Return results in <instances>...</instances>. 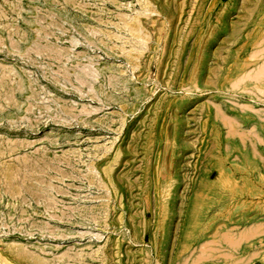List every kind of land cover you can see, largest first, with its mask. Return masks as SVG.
<instances>
[{
    "label": "rangeland",
    "instance_id": "374dc122",
    "mask_svg": "<svg viewBox=\"0 0 264 264\" xmlns=\"http://www.w3.org/2000/svg\"><path fill=\"white\" fill-rule=\"evenodd\" d=\"M263 37L264 0H0V264H264Z\"/></svg>",
    "mask_w": 264,
    "mask_h": 264
},
{
    "label": "bare ground",
    "instance_id": "6f19581e",
    "mask_svg": "<svg viewBox=\"0 0 264 264\" xmlns=\"http://www.w3.org/2000/svg\"><path fill=\"white\" fill-rule=\"evenodd\" d=\"M263 38H264V37H263ZM263 38H262V39H263ZM262 39H261V40H262ZM260 42H261V41H260ZM258 45H259V43H258ZM260 50H261V49H260ZM262 50H263V49H262ZM261 52H262V51H261ZM258 53H260V52H258ZM260 55H261V54H260ZM259 68H260V67H259ZM259 68H258V69H259ZM263 68H264V67H263ZM255 71H257V69H256ZM262 73H264V72L262 71ZM253 74H254V73H253ZM247 75H248V74H247ZM255 75H256V74H255ZM258 75H259V73H258ZM244 76H245V75H244ZM249 76L251 77V75H249ZM249 76H248V77H249ZM259 76H262V75H259ZM259 76H254V75H252V78H251V79H253V77H256V78L258 77V78H260ZM240 77H241V76H240ZM245 78H247V76H246ZM263 78H264V76H263ZM249 79H250V78H249ZM257 80H258V79H257ZM240 81H243V78H241ZM255 81H256V79H255ZM185 92H186V91H185ZM217 111L219 112V109H217ZM219 113H220V112H219ZM221 117H222V116H221ZM225 118L228 119V121L231 119V118L229 119V118H227V117H225ZM226 121H227V120H226ZM223 123L225 124L224 121H223ZM228 124L231 126L230 122H228L227 125H228ZM229 125H228V127H229ZM229 128H230V127H229ZM230 131H232V130H230ZM238 133H239V132H238ZM239 134H240V133H239ZM251 134H252V133H251ZM254 134H255V133H253V135H254ZM226 135H227V134H226ZM240 135H242V134H240ZM238 136H239V135H238ZM255 136H256V135H255ZM259 140H260V139H259ZM259 140H258V141H259ZM260 142H261V141H260ZM253 151H254V150H253ZM259 225L262 226L261 224H259ZM259 225H256V227L259 226ZM260 226H259V227H260ZM256 227H255V226H254V227H249L248 229L244 230L243 232H240V231H239V232H240V236H241V238H243V237H242V236H243V233H244V235H245L246 233H248V232H249V234H251V233H252V232H251L252 230H253V233H254V232H255L254 230H256L257 228H259V227H257V228H256ZM230 228H231V227H230ZM245 232H246V233H245ZM250 232H251V233H250ZM224 234H225V233H224ZM232 234H233V233H232ZM258 234H259V233H258ZM247 235H248V234H247ZM253 235H254V234H253ZM224 236H225V235H224ZM226 236H227V235H226ZM247 237H248V236H247ZM241 238H240V239H241ZM244 238H245V237H244ZM244 238H243V239H244ZM238 239H239V236H238ZM245 239H246V238H245ZM226 240H227V239H226ZM231 240H233V239H231ZM241 240H242V239H241ZM241 240H240V241H241ZM246 240H247V239H246ZM210 241H211V240H210ZM210 241H209V242H210ZM229 241H230V240H229ZM233 241H235V240H233ZM236 241L238 242L239 240H236ZM236 241H235V242H236ZM240 241H239V242H240ZM230 242H231V241H230ZM235 242H234V243H235ZM228 244H229V243H228ZM230 244H231V243H230ZM233 245H234V244H233ZM211 249H212V248H211ZM218 250H219V249H218ZM224 255H225V254H224Z\"/></svg>",
    "mask_w": 264,
    "mask_h": 264
}]
</instances>
